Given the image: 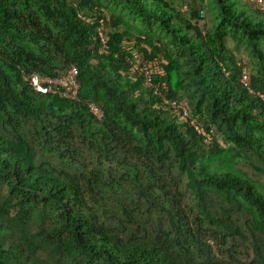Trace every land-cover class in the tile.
<instances>
[{
    "label": "trees",
    "instance_id": "1",
    "mask_svg": "<svg viewBox=\"0 0 264 264\" xmlns=\"http://www.w3.org/2000/svg\"><path fill=\"white\" fill-rule=\"evenodd\" d=\"M0 188V264H264V7L0 0Z\"/></svg>",
    "mask_w": 264,
    "mask_h": 264
},
{
    "label": "built area",
    "instance_id": "2",
    "mask_svg": "<svg viewBox=\"0 0 264 264\" xmlns=\"http://www.w3.org/2000/svg\"><path fill=\"white\" fill-rule=\"evenodd\" d=\"M256 3L257 5L262 8L264 7V0H256ZM186 6H183V9L185 8ZM74 74H75V68L73 66H71L67 71H66V75L64 76V82L61 83V84H67V82H69V84H67V89H72L70 95L74 94L75 92V88H76V83L74 81ZM68 77V78H66ZM245 78V74H243L242 76V81L244 80ZM30 79L32 81V84L34 85V87L38 90H41V91H45L46 89H48L47 87H44L41 85V82L43 81H48V82H52L51 79H48V78H40L38 77L37 75L33 74L30 76ZM63 79V78H62ZM62 79H55V80H62ZM69 79V80H68ZM57 83H60L59 81ZM65 94V93H64ZM69 95V94H67ZM92 107V110L93 108H95L93 110V112L96 114V115H99V110L94 107V106H91Z\"/></svg>",
    "mask_w": 264,
    "mask_h": 264
},
{
    "label": "rangeland",
    "instance_id": "3",
    "mask_svg": "<svg viewBox=\"0 0 264 264\" xmlns=\"http://www.w3.org/2000/svg\"><path fill=\"white\" fill-rule=\"evenodd\" d=\"M186 4L185 3H182L181 4V8H183V6H185ZM207 17H210V16H206V18ZM207 21H208V19H207ZM209 22V21H208ZM232 41L229 39V38H227V44L229 45V46H232ZM240 56L242 57V59L244 60V61H246V62H249V60L247 59V56L245 55V53L243 52V51H241L240 52ZM66 78H68V77H66ZM69 80V79H68ZM52 82H60V83H63L64 82V78L62 79V80H51ZM95 108H93V110H94ZM0 190H2L1 188H0Z\"/></svg>",
    "mask_w": 264,
    "mask_h": 264
}]
</instances>
